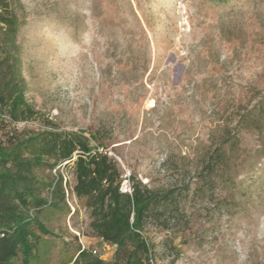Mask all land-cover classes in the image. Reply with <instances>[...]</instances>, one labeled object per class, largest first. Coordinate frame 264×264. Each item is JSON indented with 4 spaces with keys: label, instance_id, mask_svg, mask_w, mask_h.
Listing matches in <instances>:
<instances>
[{
    "label": "rangeland",
    "instance_id": "374dc122",
    "mask_svg": "<svg viewBox=\"0 0 264 264\" xmlns=\"http://www.w3.org/2000/svg\"><path fill=\"white\" fill-rule=\"evenodd\" d=\"M3 1L32 111L13 121L0 105V144L79 132L122 184L173 191L141 233L150 264H264V0ZM67 162L36 170L61 173L65 199L30 209L49 233L33 224V255L12 264H125L93 233Z\"/></svg>",
    "mask_w": 264,
    "mask_h": 264
},
{
    "label": "trees",
    "instance_id": "16d2710c",
    "mask_svg": "<svg viewBox=\"0 0 264 264\" xmlns=\"http://www.w3.org/2000/svg\"><path fill=\"white\" fill-rule=\"evenodd\" d=\"M5 13L8 8L0 0V105L7 106L11 120L16 121L31 114L32 109L24 97L25 80L16 39L19 22ZM66 161L72 163L76 179L72 190L77 198L85 199L90 210L93 233L116 244L118 253H125V264H150L149 248L141 240V233L148 221L164 215L173 191L163 194L137 182L131 185V192H123V174L107 151L92 147L84 134L51 127L10 146L0 144V264H12L19 253L24 263H28L38 238L32 231L33 224L49 233L30 209L40 210L64 201L63 175L59 173L49 184L37 176L36 170L44 166L53 169ZM48 184L49 199L41 195ZM133 241L140 247L135 254L126 250ZM85 254L83 250L78 256Z\"/></svg>",
    "mask_w": 264,
    "mask_h": 264
},
{
    "label": "built area",
    "instance_id": "2783aa9c",
    "mask_svg": "<svg viewBox=\"0 0 264 264\" xmlns=\"http://www.w3.org/2000/svg\"><path fill=\"white\" fill-rule=\"evenodd\" d=\"M121 190H122L123 192H131V186H129L127 182H124V183L121 185Z\"/></svg>",
    "mask_w": 264,
    "mask_h": 264
}]
</instances>
